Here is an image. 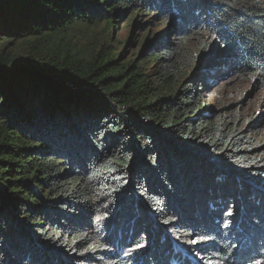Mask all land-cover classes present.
Segmentation results:
<instances>
[{
  "label": "trees",
  "instance_id": "16d2710c",
  "mask_svg": "<svg viewBox=\"0 0 264 264\" xmlns=\"http://www.w3.org/2000/svg\"><path fill=\"white\" fill-rule=\"evenodd\" d=\"M229 76L264 87V0H0V264L264 258Z\"/></svg>",
  "mask_w": 264,
  "mask_h": 264
},
{
  "label": "rangeland",
  "instance_id": "374dc122",
  "mask_svg": "<svg viewBox=\"0 0 264 264\" xmlns=\"http://www.w3.org/2000/svg\"><path fill=\"white\" fill-rule=\"evenodd\" d=\"M127 34L128 29L124 26L114 29V35L120 40L126 38ZM204 97L216 110L217 116L238 121L242 131L252 133L264 145V87L257 86L250 77L229 76L222 81L218 79L213 86L206 88ZM192 242L197 243L195 239ZM256 260L264 258L256 257Z\"/></svg>",
  "mask_w": 264,
  "mask_h": 264
},
{
  "label": "snow or ice",
  "instance_id": "6c2138e0",
  "mask_svg": "<svg viewBox=\"0 0 264 264\" xmlns=\"http://www.w3.org/2000/svg\"><path fill=\"white\" fill-rule=\"evenodd\" d=\"M253 79H255V77H253ZM253 264H264V260H254Z\"/></svg>",
  "mask_w": 264,
  "mask_h": 264
},
{
  "label": "bare ground",
  "instance_id": "6f19581e",
  "mask_svg": "<svg viewBox=\"0 0 264 264\" xmlns=\"http://www.w3.org/2000/svg\"><path fill=\"white\" fill-rule=\"evenodd\" d=\"M128 44V43H127Z\"/></svg>",
  "mask_w": 264,
  "mask_h": 264
}]
</instances>
